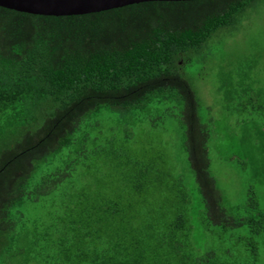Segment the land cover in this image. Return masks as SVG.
<instances>
[{
  "label": "trees",
  "instance_id": "obj_1",
  "mask_svg": "<svg viewBox=\"0 0 264 264\" xmlns=\"http://www.w3.org/2000/svg\"><path fill=\"white\" fill-rule=\"evenodd\" d=\"M262 4L145 2L61 17L0 7V264L21 256L25 264H257L264 212L254 195L238 216L223 207L211 172L213 131L186 71ZM257 100L229 95L224 107L236 102L242 111ZM104 111L127 129L178 119L203 202L200 223L207 236L221 228V248L201 250L192 197L173 167L157 172L126 147L101 145L93 131L101 133ZM111 156L120 157L122 188L100 192L96 164L83 170L88 157ZM48 203L46 218L26 217ZM245 225L253 236L233 231ZM227 239L235 241L225 247Z\"/></svg>",
  "mask_w": 264,
  "mask_h": 264
},
{
  "label": "rangeland",
  "instance_id": "obj_2",
  "mask_svg": "<svg viewBox=\"0 0 264 264\" xmlns=\"http://www.w3.org/2000/svg\"><path fill=\"white\" fill-rule=\"evenodd\" d=\"M186 73L190 78L187 80L200 98L202 121L210 125L213 131L210 143L211 172L221 191L223 207L228 214L238 216V208L248 205L249 196L254 195L259 204L258 210L264 212V4L250 11L238 30L233 33L222 31L214 37L205 57ZM229 95L258 100L255 105H248L242 111L234 109L236 102L232 103L230 110H226L224 105ZM112 115L104 111L98 117L101 133H96V129L93 133L101 137V145L111 146L119 153L126 147L130 156L152 165L157 172L173 167L174 173L184 177L192 197L191 216L197 226L195 234L201 250L208 245L221 248L224 239L220 234L221 228L214 226L213 234L207 236L200 223L203 202L182 146L183 132L178 119L168 116L158 126L146 123L127 129L125 125L115 124L119 115ZM115 125L119 126L114 128ZM117 156L96 162L92 159V164L90 157L87 158L90 164L83 171L89 174L96 164L103 184L95 189H100V192H119L122 188L121 160ZM39 174L42 175V170ZM91 181L89 178L88 182ZM164 189L162 185L161 190ZM50 209L49 203L41 204L37 208H29L25 215L32 220L46 218ZM251 230L250 226L245 225L233 231L253 236ZM229 235L228 232L224 236L229 238ZM260 238L262 242L257 264H264V234ZM226 241L225 247L235 240ZM14 264H25V261L21 256Z\"/></svg>",
  "mask_w": 264,
  "mask_h": 264
},
{
  "label": "water",
  "instance_id": "obj_3",
  "mask_svg": "<svg viewBox=\"0 0 264 264\" xmlns=\"http://www.w3.org/2000/svg\"><path fill=\"white\" fill-rule=\"evenodd\" d=\"M195 0H0V7L32 15L75 16L98 13L145 2Z\"/></svg>",
  "mask_w": 264,
  "mask_h": 264
}]
</instances>
